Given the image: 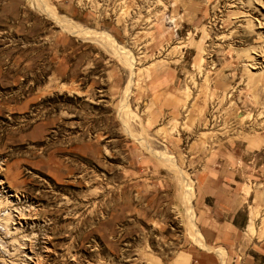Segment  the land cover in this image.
Returning <instances> with one entry per match:
<instances>
[{
  "label": "rangeland",
  "instance_id": "1",
  "mask_svg": "<svg viewBox=\"0 0 264 264\" xmlns=\"http://www.w3.org/2000/svg\"><path fill=\"white\" fill-rule=\"evenodd\" d=\"M0 155L41 264H264V0H0Z\"/></svg>",
  "mask_w": 264,
  "mask_h": 264
},
{
  "label": "bare ground",
  "instance_id": "2",
  "mask_svg": "<svg viewBox=\"0 0 264 264\" xmlns=\"http://www.w3.org/2000/svg\"><path fill=\"white\" fill-rule=\"evenodd\" d=\"M4 165H6L5 157L0 155V192L3 191L6 193V202L0 200V228H3L9 237L14 238L10 242L14 246L12 247V250H10V248L0 244V249L5 251V254L10 255L9 257L12 259L10 262H12V264H30L29 261L41 264L44 258L42 259L41 256L33 250L32 243L35 240L31 238L33 236H31L30 233H26L24 228L25 226L39 220L37 217V208L33 206V203L36 202L32 201L31 204L26 206L21 205V198L19 194L14 191L4 177L3 172L6 170ZM36 206L39 207L38 204H36ZM26 243L28 245H26ZM25 248H29L32 254H21L20 251ZM13 255L14 257L18 255V259L22 255L26 258L21 259L24 260V262H16L15 260L18 259H15ZM4 258L5 257L0 254V264L4 262L3 260L6 261ZM13 259L15 260L13 261Z\"/></svg>",
  "mask_w": 264,
  "mask_h": 264
}]
</instances>
